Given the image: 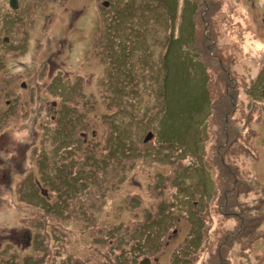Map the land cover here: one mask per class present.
I'll return each mask as SVG.
<instances>
[{
    "label": "rangeland",
    "instance_id": "rangeland-1",
    "mask_svg": "<svg viewBox=\"0 0 264 264\" xmlns=\"http://www.w3.org/2000/svg\"><path fill=\"white\" fill-rule=\"evenodd\" d=\"M16 3L0 0V264H264V0Z\"/></svg>",
    "mask_w": 264,
    "mask_h": 264
},
{
    "label": "flooded vegetation",
    "instance_id": "flooded-vegetation-1",
    "mask_svg": "<svg viewBox=\"0 0 264 264\" xmlns=\"http://www.w3.org/2000/svg\"><path fill=\"white\" fill-rule=\"evenodd\" d=\"M14 9H17V5H16V7ZM115 32H116V34H115ZM94 34H95V30L92 31V35H94ZM97 35H103V34L98 33ZM126 35L127 34L123 33L122 29H115L114 32L111 35H109V40H108L109 43L108 44L106 43L105 38L102 39L104 41L103 48L106 47L107 49H110L112 46H114L117 49L118 47H122V43L116 44L115 40L119 39L120 41H122V36H126ZM90 39L91 38H89L87 40L86 46L90 45V43H91L90 41H92ZM101 45H99V46H101ZM115 52H114V54H115ZM36 125H37V122H36ZM39 126L40 125H38V127ZM57 185H58V179L56 177L53 178V176H51V182L49 184H47L45 181H44V184H39V183L37 184V188L41 189L42 196H43V201L42 200L39 201L38 207L43 208V209L46 208L44 206H45L46 199L49 196L48 193L54 191L57 188ZM82 187H83V185H82ZM79 188H81V186H78L75 189V191L77 189H79ZM75 191H73V192H75ZM69 196H70V194H66L65 196H62L61 197V202H62L61 205L60 206H56V205L52 204V207H49V210L52 211L54 214L59 213L64 219H66L68 217L67 206H70V205H68V197ZM55 199H56V201H58V196L55 195ZM40 203H42V205H40ZM98 206H100V204H98ZM58 207H60V208L62 207L61 210L60 209H56ZM78 211L80 212V216L82 218L81 225H90L92 223L93 219H92L91 215L87 214V210L86 209H79ZM51 237H52V235H51ZM52 239H53V237H52Z\"/></svg>",
    "mask_w": 264,
    "mask_h": 264
},
{
    "label": "trees",
    "instance_id": "trees-1",
    "mask_svg": "<svg viewBox=\"0 0 264 264\" xmlns=\"http://www.w3.org/2000/svg\"><path fill=\"white\" fill-rule=\"evenodd\" d=\"M12 8V7H11ZM13 10H14V8H12ZM16 10H14V12H15ZM108 56H110V55H108ZM228 96L226 97V100H228ZM215 111H216V115H218V117H219V119L222 121L223 120V118L224 117H226V112L225 111H223L222 109L220 110H218V109H215ZM229 128V127H228ZM232 129V128H231ZM246 128H244V130H245ZM240 130V129H239ZM246 131L247 130H245V134H246ZM225 132H228L227 130H225ZM230 132V131H229ZM239 131H237V133H238ZM231 133H232V137H234V141L236 140L235 138H236V136L235 135H233L234 134V131H233V129H232V131H231ZM152 134V133H151ZM238 135H239V133H238ZM241 137H243L242 136V134H240L239 135V137L237 138V140H239V138H241ZM244 144L246 145V146H248V144L246 143V141H244ZM250 148V147H249ZM248 152H253L251 149L250 150H248ZM227 170H228V174H229V176L232 178V179H234L233 180V183L234 184H236V182H239V178L237 177V175L235 174V172L234 171H232L230 168H227ZM236 181V182H235ZM233 213H231L230 214V216H233L232 215ZM236 214V213H235ZM236 216H237V218H240L239 216H243V215H238V214H236ZM241 220V219H240ZM242 220L244 221L245 220V218L244 217H242ZM241 220V221H242ZM234 239V238H233ZM231 240L232 242H234V240H236V239H234V240ZM230 245V244H229ZM136 245L134 244L133 245V247H135Z\"/></svg>",
    "mask_w": 264,
    "mask_h": 264
},
{
    "label": "water",
    "instance_id": "water-1",
    "mask_svg": "<svg viewBox=\"0 0 264 264\" xmlns=\"http://www.w3.org/2000/svg\"><path fill=\"white\" fill-rule=\"evenodd\" d=\"M9 1H10L11 7L12 8H15L16 5H17L16 0H9ZM151 136H152L151 134H148L147 137H146V139H144V140L149 139ZM140 264H149V260L148 259H144L143 262L140 263Z\"/></svg>",
    "mask_w": 264,
    "mask_h": 264
},
{
    "label": "clouds",
    "instance_id": "clouds-1",
    "mask_svg": "<svg viewBox=\"0 0 264 264\" xmlns=\"http://www.w3.org/2000/svg\"><path fill=\"white\" fill-rule=\"evenodd\" d=\"M145 259H146V258H145ZM140 263H141V262H140ZM140 263H139V264H140Z\"/></svg>",
    "mask_w": 264,
    "mask_h": 264
},
{
    "label": "bare ground",
    "instance_id": "bare-ground-1",
    "mask_svg": "<svg viewBox=\"0 0 264 264\" xmlns=\"http://www.w3.org/2000/svg\"><path fill=\"white\" fill-rule=\"evenodd\" d=\"M7 40V39H6Z\"/></svg>",
    "mask_w": 264,
    "mask_h": 264
}]
</instances>
